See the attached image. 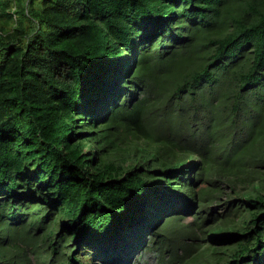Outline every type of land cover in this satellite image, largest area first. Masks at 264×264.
Here are the masks:
<instances>
[{"label": "trees", "instance_id": "trees-1", "mask_svg": "<svg viewBox=\"0 0 264 264\" xmlns=\"http://www.w3.org/2000/svg\"><path fill=\"white\" fill-rule=\"evenodd\" d=\"M263 144L264 0H0V259L40 237V264H129L149 234L161 264H264L260 184L175 250L215 160Z\"/></svg>", "mask_w": 264, "mask_h": 264}, {"label": "rangeland", "instance_id": "rangeland-1", "mask_svg": "<svg viewBox=\"0 0 264 264\" xmlns=\"http://www.w3.org/2000/svg\"><path fill=\"white\" fill-rule=\"evenodd\" d=\"M142 97L143 95L137 92L134 101ZM258 128L259 126L256 125L254 130L256 131ZM243 135L247 134L238 131V138ZM122 138L119 137L116 141L121 142ZM248 142L239 143L238 151H241L243 146L248 144ZM124 144L126 145L127 143H121V146L125 147ZM132 144H138L142 147L145 145V142L143 140H133ZM230 149L231 145L226 149V154H230L226 159L219 157L215 160L220 165V168L214 167L210 169L208 174L202 178V181L196 185L195 192L198 199H196L193 213L180 216L178 223L176 222L177 226L188 225L190 227L183 230L181 236L176 234L179 236V244H177L175 250L180 254H183L180 248L183 242H186L188 245L191 244L194 247L199 246V248L212 244L209 241V234L212 228L237 229L241 227L243 219L248 218V211L244 204L240 202L243 194L252 192L253 185L257 184L262 185V192L264 193V160H262L264 144L262 146L256 145L254 149L250 150V154H246V161L239 167L237 166L238 164H233V159L239 153L236 151L231 154ZM202 152L204 154L206 151L202 150ZM201 193H203V199H199ZM163 224V222L160 223L154 231L159 230ZM151 238L149 234L146 236L144 247L138 251L136 250L129 264H161L162 257L165 260L168 258L166 249L170 248L175 243V240L170 239L169 235H167V238L161 235L157 239L159 242L153 244L150 241ZM5 246H7V243ZM45 249L48 252L52 251V247L48 246V241H43L40 237L35 243L19 242L18 248L9 250L8 259H0V264H40L41 259L38 258V253ZM170 250L172 251L173 249L170 248ZM59 254L55 255V258H58L57 263L63 259ZM76 254L79 255V253ZM194 254L195 252L189 255L185 254L184 258L176 261L174 264H186ZM204 258L212 259L209 253H206ZM94 262L102 264L98 258Z\"/></svg>", "mask_w": 264, "mask_h": 264}]
</instances>
